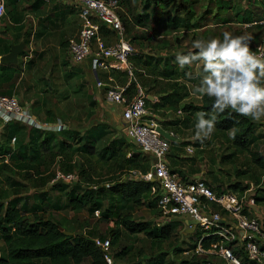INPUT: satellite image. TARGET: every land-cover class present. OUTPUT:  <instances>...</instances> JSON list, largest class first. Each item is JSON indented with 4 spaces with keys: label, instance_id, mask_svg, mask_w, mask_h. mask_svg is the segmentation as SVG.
Here are the masks:
<instances>
[{
    "label": "trees",
    "instance_id": "trees-1",
    "mask_svg": "<svg viewBox=\"0 0 264 264\" xmlns=\"http://www.w3.org/2000/svg\"><path fill=\"white\" fill-rule=\"evenodd\" d=\"M14 1V0H11ZM136 3L139 0H118V5L123 7L128 6L129 3ZM197 0H140L139 5H141V11L136 14H132V18H126L121 14L120 17L124 24V21H128V31L130 23L134 25L147 24V20L151 19L152 31L162 29L164 33L168 34L173 31L180 29L186 30H195L207 24L206 22V13L209 12L210 8L207 4L208 9H205L202 14L199 16L194 15V10L191 9V6L195 5ZM223 6L225 8H230L228 2H224ZM221 8V7H220ZM220 11L222 10L219 9ZM219 13H214L211 17L214 20H219ZM229 17L220 19L219 22H225ZM136 19V21L134 20ZM264 19V18H263ZM261 19V20H263ZM194 20V23L192 22ZM254 19L253 16L244 15L241 19L243 24H253L257 27L263 26L264 24H259L261 20ZM138 23V24H137ZM125 27V25H124ZM125 27V34H126ZM127 31V32H128ZM134 40L139 41L141 38L136 34L135 29L133 30ZM263 34V33H262ZM212 36V35H211ZM140 37V38H139ZM254 38V37H253ZM252 40V39H251ZM176 42H179L175 38ZM23 42H26L25 40ZM260 40L253 44H250V47L258 45ZM68 40H65L61 43V46L67 48ZM132 45V43H131ZM133 46V45H132ZM135 53L131 56L138 59L142 62V67L148 69L149 71L155 72L158 76L162 77H174L178 75V64L177 62L173 64V55L172 58H166V56H161L158 54L148 55L142 51L135 49ZM195 49L184 50L183 54H188L189 52H194ZM133 63V62H132ZM163 64V67L160 65ZM188 69V66L183 68V71ZM202 74V67H200ZM103 72V71H102ZM113 72V71H110ZM137 69L134 70V79L130 80L126 88V93L128 95L136 92L137 88V79H136ZM103 78L107 77V72H104ZM123 73V72H122ZM125 74V73H123ZM123 74L115 75L118 82L125 84L126 80L123 78ZM20 75V67L17 64H2L0 63V93L3 95L11 94V89ZM127 76V75H126ZM99 77V74H98ZM115 78V79H116ZM103 80V79H102ZM142 88H144L145 94L155 95L158 94V102H151L149 99L145 101V107L154 113V118H157L158 111L161 109L167 110L171 109L176 112L178 108H181L183 112H206L209 115L205 116V119L211 117V115H216L215 128L220 131H228L235 129L236 134L233 138V145L238 148L240 151H245L250 155V159L253 164L264 172V155L260 154L258 151L251 149V144L254 141L255 137V123L254 120L250 117H244L238 115L234 110L226 109L222 113H213L211 105L214 102V98L204 96L201 99L199 104L185 103L180 106L181 100L186 97V91L183 88L179 93L178 89L172 88L171 93H162L159 88L154 86V83H151V86L148 90H145V84H147V79H140ZM50 85V84H49ZM48 87V84H47ZM100 89L105 90V93L109 86L102 85ZM125 93V94H126ZM105 98V97H104ZM34 104L37 101L33 102ZM32 103V104H33ZM153 103V104H151ZM33 104V105H34ZM35 108V107H34ZM51 110H47V113H50ZM159 114L163 112L159 111ZM56 119L55 117L51 118ZM188 119V118H187ZM157 121V119H155ZM189 120V119H188ZM183 121L180 119L171 120L169 122L159 123L161 127L167 131H172L175 135V132L170 125H178ZM4 134L7 135L6 141H9L10 138H15L16 135L20 133L21 130L27 128L25 125L10 121L8 123L2 124ZM100 127L99 130H103L106 126L105 123L93 124ZM169 125V126H168ZM25 127V128H24ZM31 133L34 134L30 141V145H25L29 148L30 157L23 153L26 151V147L20 143V150L23 149V152L12 151L8 146H3L0 144V154L3 157H7V162L11 158L16 159V164L25 172V175L31 174L33 177L41 176L40 168H45L48 170L51 166L50 172L51 177L49 181L53 182L54 171L56 168H60L59 162L62 164L63 172H72L69 168L65 167V162L59 158L60 154L64 159L70 157L68 153V143L64 139L59 138V148H56V138L57 135H61L69 131V127L64 126L59 129L57 127L54 130H44L38 129L35 127L28 128ZM120 133V132H119ZM41 135L43 137L40 140ZM82 138H78V141H81ZM90 137H86L84 143L81 147L83 153H87L90 157L93 156V145L90 141ZM55 142V143H53ZM39 144L41 148L37 149L35 145ZM185 142L181 143L170 141L171 145H184ZM44 148V150H43ZM25 149V150H24ZM42 149V150H41ZM80 151V152H81ZM129 154V155H128ZM58 156V159L55 157ZM104 158V164L108 170L116 171L118 170L119 176H126L127 171L130 169H140L143 172L149 170L150 163L146 160V154L141 151V149L135 144L131 143L126 139L124 134H118L116 139L111 140L103 149L101 154ZM9 158V159H8ZM56 160V161H55ZM56 163V166L54 164ZM83 175L84 170H80ZM240 172L237 170L236 175H239ZM49 175V176H50ZM48 177H41L45 179ZM115 178V179H114ZM5 180L11 181L10 177H6ZM9 182L10 184H12ZM110 185L105 187L104 183L101 186L96 184L88 185L86 189L80 194H75L73 190H70L68 205L72 210H82L84 208H89L90 210H98L102 208L104 202L106 207L100 211V217L103 219H112L114 220V228H111L106 238L99 236V239H109L110 248L112 246H117L114 252L111 250V256L116 263L115 258L121 257L123 255L122 247H119L121 230L127 231L130 234H144L146 237L157 239L156 245L160 248L162 241L169 238L171 234L175 231L176 228L182 223V220H172L167 224L162 226H155L151 218L148 221L137 222L133 219L131 208L133 206H146L151 212L152 217H157L159 211L156 206L157 194L152 193V187H155L158 190L157 180H148L142 181L139 179H120L118 180L117 175H113L110 178V181H106ZM68 184V183H66ZM62 181H55L53 186L55 188H62ZM229 188L234 192H238L241 188L239 182H233L230 184ZM262 196L260 198H255L257 202L259 200L264 201V186L260 188ZM38 210H34L30 215L25 214L20 206L17 205L15 200L3 199L0 200V241L4 245V251L0 253V264H105L102 250L97 247L94 243V238L90 235L84 234L80 229H69V221L61 216L60 218H45L44 216L37 213ZM64 230L73 232L72 235H66ZM200 235H198L199 237ZM217 236H210L203 238L202 244L204 247H208L211 241H215ZM196 243L193 248H195ZM131 245H128L127 250H131ZM160 248L159 250H161ZM126 250V251H127ZM115 253V254H114ZM204 255V254H201ZM238 255H243L242 252H238ZM162 256V252L156 256L154 264H160V260L157 258ZM206 255L201 260V264ZM146 259V258H145ZM158 261V262H157ZM136 264V263H135ZM137 264H142L137 262ZM189 264H198L197 262H190Z\"/></svg>",
    "mask_w": 264,
    "mask_h": 264
},
{
    "label": "rangeland",
    "instance_id": "rangeland-1",
    "mask_svg": "<svg viewBox=\"0 0 264 264\" xmlns=\"http://www.w3.org/2000/svg\"><path fill=\"white\" fill-rule=\"evenodd\" d=\"M209 1L211 2L208 4ZM225 1L230 4V8H225L223 6ZM139 2H132L129 3L128 6L123 7L127 15L131 18L132 14L139 13L140 11L143 13ZM207 4L210 8L209 12L206 13L207 26L199 29L197 32L196 30L186 29H180L168 34L164 33L162 29L152 31L151 19H148L147 24L144 25L141 23L137 25V27H134V25L130 23L131 27L129 28V31L127 29L128 21H124L126 30L128 31H126L125 37L138 51H142L145 54H158L166 56V58L169 59L172 58L171 55H173V64L176 63L177 53L183 54L182 52L184 50L193 49L192 43L194 40H208L213 38L211 33H215L216 36L220 34L218 35L220 39L223 38V33L225 31L230 32L234 36L247 35L251 37L252 40L250 41V44L253 45L261 39L263 26L257 27L253 24L251 26H245L241 23V19L244 15L253 16L254 19L264 18V0H197L196 4L193 5V7L191 6V9L195 11L194 15L199 16L205 9H208ZM220 7L222 8L221 11L219 10L221 9ZM214 13H219V20L212 19L211 16ZM225 17L229 18H227L225 22H219L221 24L214 26L216 21H220V19ZM134 20L136 21V19ZM192 22L194 23V20H192ZM134 29L136 34L141 37H139V41L134 40ZM103 37L107 44H110L114 40V36L106 31L103 32ZM175 38H177L179 42H176ZM65 61H68L66 57ZM133 61L136 65L138 59L133 57ZM68 63L70 62H67V64ZM199 63L200 62H194L192 66H188V69L184 71L177 66L178 75L168 78L158 76L155 72L151 70L149 71L148 69L141 67V65H136L135 67L145 70V73L137 70L136 79L139 84H141L140 79H147L149 83H154L153 87H156L157 85L159 90L162 91L161 94L168 93L175 87L178 89V92L181 93L180 91L184 88L186 91V97H188L192 103L198 101L200 102L201 99L198 98L199 94H194L195 87L200 84L203 77L200 67H198ZM85 64H89V61H87V63L83 62V64L80 63V65H77L76 69L78 71L76 73L74 72V77L71 81L73 83L71 84L72 86L77 84V87H80L79 90L75 91L79 92L78 95H75L71 101H62L59 100V95L54 93L55 98L50 100V118H60L67 123L65 126L68 125L70 127L68 132L55 137L56 148H59V138L63 140L65 139L69 146L67 148L70 157L68 159H64V157L58 154V156L61 157L59 160H63V162H65V167L69 168L77 178L68 184L63 181V184L65 185H62V188H55L53 186L55 181H49L51 177L50 169L52 165L48 170L40 168L39 170L42 174L41 176L33 177L31 174L27 176L25 175V172H23L16 164L15 158L10 157L7 162V157H3V155L0 154V200H15L17 205L22 208L25 214L28 215H30L34 210H38L37 213L45 218L57 219L63 216L69 221V229H80L84 234L90 235L92 238H99V236L106 238L108 237V231L111 228H114V220H106L100 216L96 217L93 209L90 210L89 208H84L82 210H72L68 205V201L70 199L69 193L71 189L75 194H80L84 191V189H86V187H88V185L96 184L101 186L104 181H110V178L113 175H119L117 172L118 170L113 171L104 168L106 167L104 164L105 156H101L104 147L111 140L116 139L119 134V131L116 128V121L111 120L108 116L109 110L102 107V104L104 103L103 92L95 86L90 70L88 68H83ZM160 67H163V64H161ZM188 73L191 75H187ZM76 75L77 77H75ZM71 85L67 86L64 84V86L61 85L60 89H58L60 93L62 92L61 94L67 93L69 96L71 95ZM74 88L75 87H73V89ZM25 94L26 93L16 91V93L12 92L9 96H15L18 98L22 107L30 109L32 113L35 112L38 116L41 114L42 116L48 115L44 110L45 108H43L44 106L42 107L40 103L33 108L32 105H30V101L24 100L23 97ZM94 94L95 96L96 94H99V100L91 98ZM85 96L90 97L89 100L85 99ZM157 113L160 115L159 111ZM95 123H105L106 126L101 131L99 130L100 127L93 125ZM254 123L257 131L254 141L250 147L252 150L258 151L260 154L264 155V117H262L258 122L254 120ZM26 127L27 128L24 127L25 129L21 130L20 133L16 135V139H14V141H12V138H10L9 141H6L7 135L4 134L3 125H1L0 144L8 146L12 151H15L16 154L21 151L23 152V149L20 150L19 148L20 143L24 146H29L31 139L34 136V134L28 129L30 127ZM230 132L231 130L220 131L215 128L213 133L210 135L209 140H211L210 143L214 145L213 150H219V152H214L213 156L216 158L220 157V166L225 168L227 171H230L232 176H235L234 182L240 183L241 188L238 190L240 195L245 193L247 191L246 189L250 188L248 193L253 194L256 199L260 198L262 196L260 188L264 186V172L253 164L250 159V155L247 152L240 151L233 145V138H230ZM184 133L188 134L190 132L185 131ZM191 134H195V129ZM42 137L43 135H41L40 140ZM86 137H90V141H92L94 150L92 157L81 151V147ZM78 138H82V140L78 141ZM205 141L206 139L203 140V142ZM200 143L201 141L198 140V143L196 144L199 145ZM193 145H195V143ZM25 147L26 151L23 153L27 155L26 157H30L31 153L28 151L30 147ZM35 147H37V149H39V147L41 148L39 144L35 145ZM58 156H56L55 159H58ZM211 157L212 155L210 154V158ZM146 160L149 162V159ZM55 161L54 164L56 166ZM59 166L63 170L60 162ZM80 170H84L83 175L80 174ZM237 170L240 172L239 175H236ZM6 177H10L12 182H7V180H5ZM41 177L48 178L41 179ZM259 202L260 203L256 205V207H258L257 209L261 213L259 216L260 220L264 222V201L259 200ZM104 207H106L105 202L99 210L102 211ZM100 211L99 215L101 214ZM131 211L133 219L137 222L148 221L152 216L149 209L143 205L133 206ZM185 227V223L182 222L169 238L162 241L160 248L164 251L162 252V256L159 257L160 264H189L192 260H194L193 257L190 258V254H185L183 252L193 249L199 234L194 233L193 236L187 240V233L184 232ZM121 234L118 246L122 247L123 252L121 253H123V255L115 258V264H126L128 262V264H131L135 261V259H137L139 263L144 261L145 264L155 263L156 256L151 254L155 252V250L160 249L156 245L157 239L149 238L144 234L137 233L132 236V234L124 230H121ZM206 234V231H204L202 236H205ZM128 245H131L132 247L130 251L127 250ZM116 247V245L112 246L111 250L114 252V250L117 249ZM139 250L141 252L138 253ZM3 251L4 245L0 241V253ZM135 253H137V257L134 256ZM170 254H173L172 259ZM184 256L190 259H184ZM142 259L145 260L143 261ZM83 264H87V262H84ZM198 264H201V261H198Z\"/></svg>",
    "mask_w": 264,
    "mask_h": 264
},
{
    "label": "built area",
    "instance_id": "built-area-1",
    "mask_svg": "<svg viewBox=\"0 0 264 264\" xmlns=\"http://www.w3.org/2000/svg\"><path fill=\"white\" fill-rule=\"evenodd\" d=\"M63 1L78 10L81 21L77 37L69 40L67 48L71 62L78 64L89 60L95 71L117 70L133 80L135 66L130 58L135 50L125 37V27L118 13V0ZM0 4L5 13V0H0ZM258 23L264 24V19ZM101 26L115 34L112 43H106L101 34ZM250 48L258 56H264V32L259 44ZM96 84L98 87L104 86L99 80ZM126 88L118 84L109 85L104 99L110 105L121 106L122 133L141 151L153 156L149 171L134 168L122 177L150 180L155 176L158 190L153 187L152 193L157 194L156 206L160 214L157 225L184 218L196 221L200 236L196 240L195 252L206 255L202 264H264V227L251 212L256 205L254 195L249 191L242 195L229 190L215 191L206 184L203 177L190 181L182 179L166 160L170 141L156 129L159 124L154 113L145 107L147 96L144 90L138 88L128 100ZM10 121L44 130L64 127L37 120L28 108L20 105L16 97L0 94V126ZM186 151L191 153L193 147L187 145ZM76 178L73 172H63L56 168L52 181L69 183ZM104 185L109 187L110 184L105 182ZM94 215L99 217V211L95 210ZM204 231L207 234L202 236ZM210 236H217V239L204 247L203 238ZM94 243L102 250L105 264H114L109 239L94 238ZM238 252L244 256L238 255Z\"/></svg>",
    "mask_w": 264,
    "mask_h": 264
},
{
    "label": "crops",
    "instance_id": "crops-1",
    "mask_svg": "<svg viewBox=\"0 0 264 264\" xmlns=\"http://www.w3.org/2000/svg\"><path fill=\"white\" fill-rule=\"evenodd\" d=\"M118 13L119 15L122 14L125 18L130 19L129 15H127L126 11L121 5H119ZM261 19L263 18H260L258 20ZM219 24L221 23H216L214 26H217ZM244 25L250 26V24H244ZM206 26L207 25H204L195 30L197 32L199 29L205 28ZM80 27H81V21L78 15V10L75 7H72L71 5L67 4L63 0H14V1L5 0V13L2 17H0V57L9 53L12 45L20 42L24 44L22 52L19 53L17 57V62L14 63L17 64L18 67H20V75L15 85L11 89H8L11 91V94L12 92L16 93V91H19L20 93L21 92L26 93L23 97L24 100L30 101V105H32L33 108L40 103L42 107L44 106L43 108H45L44 110L46 113L47 110H51L50 100L55 98L54 93H57L59 95V100L62 101L73 100L75 95L77 96L79 93L78 91L77 92L75 91L79 90L80 87L79 88L77 87V84H75L76 82L74 83L75 85L72 86L71 84L73 83L71 81L72 78L74 77V72L76 73L78 71L76 67L77 65H80V63L73 64L71 62L67 51L68 45L67 48L65 47L63 48L61 46V43L65 40H68L69 43L70 39L76 38ZM135 27H137V25ZM100 28H101L102 36H103V32L106 31L108 33H111L114 36V40H115V34L112 31L108 30L104 26H101ZM211 35L212 37L220 38L218 36L220 34L216 36L215 33H211ZM24 40L26 42H23ZM65 57L68 60L67 62L70 63L67 64V62L65 61ZM85 63H87V61ZM81 64H83V62ZM133 64L134 66L141 65L142 67V62L140 61H137L136 65L133 61ZM83 68L85 69L88 68L90 70V73L92 74L93 77V82L95 83V86L98 89H100L96 84L98 80L101 81L106 86L113 84L128 86L127 84L131 82L129 78L126 76V74H123L121 71H117V70H112L113 72H107L108 76L103 78V74L105 73L102 71L93 70L90 61L89 64H85ZM136 69L142 73H145L144 69H140L137 67ZM119 74H123V78L124 80H126L125 84L118 82L115 75H119ZM75 77H77V75ZM64 84L67 86L71 85L70 93L72 96L71 95L68 96L67 93L66 94L65 93L61 94L62 92L60 93L59 89L61 85L64 86ZM141 86L142 84H139V82L137 81L136 92L138 88L144 90V88H142L143 86L142 87ZM150 86L151 83L147 81V84H145V90L146 89L148 90ZM73 87L75 88L73 89ZM101 90L103 92V102H104L102 104V107L106 110L107 109L109 110L108 116L110 117L111 120L116 121V128L120 132L119 134H122L121 106L110 105L108 102H106L104 99L105 90L103 89ZM136 92H133V94L131 93V95H128L126 93L127 99L130 100L135 95ZM171 92L172 90L169 91V93ZM9 95H5V96H9ZM98 95L99 94H96L95 96L94 94L91 98L99 100ZM146 96L147 99H149L151 102H158L157 93L155 95L146 94ZM89 98L90 97L85 96V99L89 100ZM35 101H37L36 104L33 103ZM191 102L192 101L189 100L188 97H184L180 102V106H182L185 103H191ZM200 102L199 101L193 102V104H199ZM159 111L163 112L162 115L161 114L158 116L156 115L157 122L159 123L160 121L161 123H164L176 119H180L184 122L183 125L181 122H179L178 125L176 126L170 125L172 129L176 131L175 136L180 139L179 141H173V142L181 143L182 141H184L186 143L182 146L171 145V149L169 150V153L166 157V160L170 168L176 171L182 177V179L186 181H190L198 177H203L206 184L215 191L218 190L233 191L229 188V186L231 183L234 182L235 176H232L230 171H227L225 168L220 166L219 164L220 157L216 158L213 156L214 152H219V150H213L214 145L210 143L211 142V140H209L210 137L207 138L205 142H201L198 145L196 144L198 143V140L194 139L195 134H191L192 131L195 129L194 125L197 122L196 119L197 112L187 113L181 111V108H178L176 112L172 111L171 109H167V110L162 109V111L160 109ZM31 114L37 120L43 123H49L53 125L60 124L62 126H65V124H67L64 120L60 118L51 120L50 118L51 112L47 113L48 115L46 116H42V114L38 116L35 112L33 113L31 112ZM185 131H189L190 133L185 134L184 133ZM256 131L257 129L255 128L254 134H256ZM170 132L173 134L172 131ZM194 143L195 145H193ZM187 145H191L193 147V151L191 153H188L186 151ZM145 154L147 158H149V163L151 168L153 156L150 153H145ZM210 154L212 155L211 158H210ZM120 179H126V178H123L118 175V180ZM154 179L155 177L150 180H154ZM142 181H148V180H142ZM246 190L250 191V188ZM259 203L260 202H256V205H258ZM256 205L251 209V212L259 218L261 213L258 211L257 209L258 207H256ZM159 215L160 214H158L157 217L151 216V220L154 222L153 224L155 226H162V225H157ZM175 220H182V222L185 223L186 227L184 232L187 233L186 235L187 240H189L194 233L200 234V231H198V227H196V223L195 224L191 223L192 221L191 219L184 218V219H175ZM168 222L169 221L165 222L164 224H167ZM260 222L262 224V227H264V222L262 220H260ZM135 234H132V236H134ZM263 245H264V241H263ZM163 251H164L163 249L161 250L157 249L151 255L157 256ZM139 252L141 251L139 250L138 253ZM183 253L190 254V258L193 257L194 259L192 260L193 262L195 260H196L195 262L201 261L202 258L204 257V255L196 253L195 248H193L192 250H186ZM134 256L137 257L138 256L137 253H135ZM170 257L172 259L173 254H170ZM183 258L187 260L190 259L186 256H184ZM142 260L144 261L145 259ZM157 260L159 261V258H157ZM137 262H138L137 259H135V261H133L131 264H135V263L137 264ZM142 264H145V261L142 262Z\"/></svg>",
    "mask_w": 264,
    "mask_h": 264
},
{
    "label": "clouds",
    "instance_id": "clouds-1",
    "mask_svg": "<svg viewBox=\"0 0 264 264\" xmlns=\"http://www.w3.org/2000/svg\"><path fill=\"white\" fill-rule=\"evenodd\" d=\"M3 14L0 4V15ZM250 41V36H234L225 31L222 39L194 40L192 48L196 51L186 55L177 53L176 62L181 69L200 62L198 67H202L204 75L194 94H199L200 99L214 98L213 113L231 109L258 122L264 117V56L251 50ZM207 115L196 114L195 140L203 142L215 130L216 115L205 119ZM235 134L236 130L232 129L230 138H235Z\"/></svg>",
    "mask_w": 264,
    "mask_h": 264
},
{
    "label": "water",
    "instance_id": "water-1",
    "mask_svg": "<svg viewBox=\"0 0 264 264\" xmlns=\"http://www.w3.org/2000/svg\"><path fill=\"white\" fill-rule=\"evenodd\" d=\"M23 47H24V44L22 42L12 45L9 53H7V54H5V55L0 57V63H4V64H14V63H16L17 62V57H18L19 53L22 52ZM156 129L159 131V133L164 138H166L169 141H179L180 140L175 135H173L170 131H167V130L163 129L160 125H158L156 127ZM124 136L126 137V139L128 141L131 142L129 137H127L126 135H124ZM131 143H133V142H131ZM154 177L155 176L153 175V178ZM191 223L195 224L196 221L192 220ZM64 233L66 235H72L73 234V232L66 231V230H64Z\"/></svg>",
    "mask_w": 264,
    "mask_h": 264
}]
</instances>
